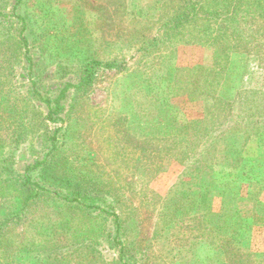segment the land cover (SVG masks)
Here are the masks:
<instances>
[{
  "label": "rangeland",
  "instance_id": "obj_1",
  "mask_svg": "<svg viewBox=\"0 0 264 264\" xmlns=\"http://www.w3.org/2000/svg\"><path fill=\"white\" fill-rule=\"evenodd\" d=\"M0 264H264V0H0Z\"/></svg>",
  "mask_w": 264,
  "mask_h": 264
},
{
  "label": "trees",
  "instance_id": "obj_2",
  "mask_svg": "<svg viewBox=\"0 0 264 264\" xmlns=\"http://www.w3.org/2000/svg\"><path fill=\"white\" fill-rule=\"evenodd\" d=\"M16 1H17V3H19L21 0H16ZM16 15H17V13H16ZM17 19L22 24V29H21V43H22L23 48L25 50V55L27 57V60H28V62L31 63L32 62V59L29 56V51H30L29 45H30V43L27 40L26 36H24V33H25L24 31H25L27 22H26V20L24 18H22L20 16H17ZM238 28H239V25L238 24H236V26H233L231 28L232 29L231 34L233 35L234 33H236L237 30H238ZM31 65H33V64H31ZM39 96L41 98V95H39ZM41 99L43 100V98H41ZM44 101H45V104L48 106V110H49L48 120L55 121V120H53V116L56 113V111L51 106V104H50L49 101H47V100H44ZM225 105H227V104H225ZM56 141H57V136H56V134H54V136L52 138V147H53V149H55V147H56ZM27 181L28 182H24V184H26V183H29V184L30 183H33L34 184L33 185L34 187L39 188L41 191L42 190L48 191L49 193L54 194L56 197H58L60 200L66 202V203H75V202L76 203H80L79 200L76 199V198L72 199L69 196H64L61 193L59 194L57 192H51V191L43 188V186H41L39 183L33 182L30 177L27 178ZM80 205H84V204H80ZM85 207H87L88 209L96 210V211H102V212L105 211L101 207L95 206V205H85ZM108 215L111 216V217H113V219H114V221H115V223L117 225V228L119 229V221H120L119 216L116 213H114V212H109ZM123 254H124V252H123V249H122L121 252H120L121 261H123Z\"/></svg>",
  "mask_w": 264,
  "mask_h": 264
}]
</instances>
